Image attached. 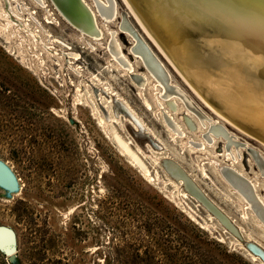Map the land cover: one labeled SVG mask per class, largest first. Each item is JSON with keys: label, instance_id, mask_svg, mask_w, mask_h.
Segmentation results:
<instances>
[{"label": "rangeland", "instance_id": "obj_1", "mask_svg": "<svg viewBox=\"0 0 264 264\" xmlns=\"http://www.w3.org/2000/svg\"><path fill=\"white\" fill-rule=\"evenodd\" d=\"M83 1L97 40L51 0H0V160L18 184L0 186V227L16 238L14 261L0 249V264H264L256 256L257 244L264 247V144L219 120L242 147L226 157L224 138L204 137L216 115L179 75L219 76L218 48L229 44L216 36L220 28L170 23L163 0H126L177 72L123 0H111L112 20L99 8L106 0ZM6 11L12 21L4 28ZM122 27L162 63L166 85L179 92L172 99H162L165 87ZM190 82L223 111L213 84ZM171 165L190 178L189 191ZM197 197L219 207L231 227Z\"/></svg>", "mask_w": 264, "mask_h": 264}, {"label": "bare ground", "instance_id": "obj_2", "mask_svg": "<svg viewBox=\"0 0 264 264\" xmlns=\"http://www.w3.org/2000/svg\"><path fill=\"white\" fill-rule=\"evenodd\" d=\"M11 1H13V0H11ZM51 1L53 2V4L58 9V12H60V14L64 18L67 19L66 22H69L71 25L75 26L79 32H81L83 34L88 33L87 35L94 38V40H97L96 38L101 36V31L97 28V25H96V22L94 19V15L89 10V8L87 7V5L85 4V2L83 0H51ZM123 1L125 2L126 6L130 10V12L129 11L128 12L132 13L131 15L134 16L137 23L140 25V27L145 32V34L148 36V38L152 42L155 43V45L159 48V50L161 52H163L162 49L160 48V46L158 45V43L156 42V40L151 35V33L146 29L144 24L141 22L140 18L137 16V14L134 12L132 7L129 5V3L126 0H123ZM171 1L176 2V4L175 5L174 4L169 5L171 7L170 11L169 12L163 11V13H162L163 17L166 21L173 23L174 17H175L178 20H180L181 22H183L184 24H192L194 22V23H196L197 26H203V27L209 26L211 29H213L214 26H217L216 28H220L222 30L219 29V31H221V32H218V35H216V36H220L221 38L226 40L227 43H229L228 45L224 43L225 44L224 47H221V46H219V48L217 47L221 53L222 63H223L222 69H221L219 76L217 78L214 76H209L208 74H204L198 70L197 71L194 70L191 72L187 71L188 78H190L194 82V84L199 86L200 88H202L201 85H204V84L207 87L210 86V83L214 85L212 87V89L214 90V91H212V94H213V97L215 100L219 99L220 102L222 103L221 104V106L223 107L222 112L217 111L208 101H206V99L203 98V96L198 92V90L194 87V85H192V83L190 82L191 80L189 81L188 78H186L184 75H182L177 70L175 64L163 52V54L168 59L166 61H169V64H171L173 66L174 70L179 72V75L183 79L184 83L188 86V88L217 117V120L213 121L210 119L209 124L208 123H207V125L205 124L207 134L209 136L204 135V137L206 139L210 138L209 143H210V140L212 142V140L215 141V140H217V138H222V139L224 138V143L226 145V149H225L226 157L230 156L231 158H236L235 153L236 152L240 153V148H242V147H240L241 145L238 147L237 143L235 142L236 137L231 132H229L223 126L222 123H220L219 120H221L224 123L233 126L235 129L242 132L246 136L259 139L261 141V143L264 144V106H263L264 104L263 105L260 104L262 99L264 101V4L257 3L254 5H252V4L250 5V3H249L248 5H244V7L240 10H233V9L228 8V7L226 8V6L223 4L220 6H217V7L216 6L215 7H213V6L208 7L207 5H203V4L200 5V4L194 3V1H192V0L191 1H189V0L188 1L171 0ZM104 2H105V3H103L104 5L101 4V6H99V8H100V11L102 12V14L104 15V19L109 20L112 17H114V11H115L114 8L115 7L113 6L111 0H106ZM167 2H168V0H167ZM4 3H6V2H4ZM7 8H8V5H7ZM6 10H8V9H6ZM46 12H47V10H46ZM7 14L8 13L6 11V13H4V15H3L5 18V27L4 28H7L12 21L11 19L8 18L9 15H7ZM12 14H13L12 17L15 16L14 13H12ZM18 19H21V18H18ZM123 23H125L124 19H123ZM15 24H17V23H15ZM21 26H23V25H21ZM122 28L124 29V27H122ZM127 30L128 29H126V31ZM28 31H27V33H28ZM214 31H216V30H214ZM127 32H130V30H128ZM33 34H35V33L33 32ZM130 35L132 36V38L135 42V47L139 49V51H135V52L133 51L135 53V55H137L138 57L141 58V61H143L144 66H146L148 71L156 78V80L161 85H163L165 87L164 92L159 90V92H160L159 94L163 97L162 99H164L166 101L169 99H172V96L175 95L176 93H179V92L176 89H173V90L169 89L168 88L169 85L168 86L166 85V84H169L168 75L165 72V70L163 69L164 67L162 66V63L158 59H155L156 60L155 61L148 54V52L146 51L144 46L141 45V43H139V41L136 40V38H134V35L131 32H130ZM30 36H32V35H30ZM81 38H83V37H81ZM173 50H175V49H173ZM160 51H158V52L160 53ZM112 53L114 56H117L118 52L112 51ZM119 53H120V51H119ZM119 53H118V55L122 54V53H120V54ZM69 54H70V52H69ZM73 55L74 54H72V57H73ZM75 57L77 58L78 56L76 55ZM176 58L184 61L183 56L181 54H178L177 52H176ZM124 61H125V58H124ZM126 69L128 72H130L132 70V67L129 65V63L126 64ZM133 79L136 80V82L139 86H143L142 76L135 75L133 77ZM208 91L210 92V89ZM259 97L261 98V100ZM174 98H176V97H174ZM258 100L260 101V103H259L260 105L257 104L259 102ZM197 116H198L197 117L198 121L201 122L203 120L202 117L198 113H197ZM220 135H222V137ZM218 136H220V137H218ZM230 146L233 149H230ZM255 158H256V156H255ZM257 159H259V158L257 157ZM171 169L174 171V177L177 180V183H179L181 186H183L184 190L189 191L190 178L188 176H186L184 174V172L176 165H171ZM222 169H223L222 172H225V174H226V172H227L226 170H228V167L225 170H224V168H222ZM230 169H229V171H230ZM233 169H231V170H233ZM225 174H223V175H225ZM230 174H228V175H230ZM233 174H235V173H233ZM225 177H227V175ZM225 177H224V179H225ZM236 178L237 177H235L234 179H236ZM246 178H248V177L246 176ZM227 179H228V177H227ZM246 180H248V179H246ZM236 182H237L236 184L238 186L240 185V186L244 187V184L242 183V181L241 182L239 181V178H238V180H236ZM234 183H235V181H234ZM234 188H235V186H234ZM252 191H253V189H252ZM255 191H257V190H255ZM247 192H249V191H247ZM245 195H247V193H245ZM243 198H245V196H243ZM208 201L212 202L209 199H208ZM247 203H249V202H247ZM254 206L259 209V207L257 205H254ZM215 208H217V211H215V212L211 211L212 212L211 214H214L219 220L223 219V222L225 223V225H224L225 228H227L226 227L227 225L229 227H231V222L229 221L228 216L216 205H215ZM251 208H252V206H251ZM252 209H253V211L255 210L254 208H252ZM218 211L220 213H218ZM256 212H258V210ZM256 215H257V213H256ZM258 215H259V213H258ZM260 218H261V216H260ZM262 220H264V219H262ZM9 243H10L9 234L7 232L2 231V229H0V244L2 245V247L3 246L7 247L9 245ZM263 248L264 247L262 245L260 246L257 244L256 256H257V254L260 256L264 255V249Z\"/></svg>", "mask_w": 264, "mask_h": 264}, {"label": "water", "instance_id": "obj_3", "mask_svg": "<svg viewBox=\"0 0 264 264\" xmlns=\"http://www.w3.org/2000/svg\"><path fill=\"white\" fill-rule=\"evenodd\" d=\"M163 1L168 5H173V4L175 5L176 4V2H172L171 0H168V2H167V0H163ZM182 1H188V0H182ZM189 1H191V0H189ZM192 1H194V3L200 4V5H202V4L207 5L208 7H212V6L217 7V6H220L223 4L226 6V8L228 7V8L233 9V10H240L244 7V5H248L249 3H250V5L251 4L254 5L257 3L264 4V0H234L235 4L232 2L229 3L227 0H192ZM0 186L7 191H16L18 189V184H17V180H16L15 175L10 170V168L1 160H0ZM189 193L192 194L191 192H189ZM198 199L200 200V202H202L204 205H206L207 208H209L211 210L212 207L209 206V204L204 199H202V198H198ZM213 209L211 210L212 212H213ZM0 229H2V231H4V232H7L10 236L9 245L7 247H4V246L2 247V245L0 244V249L5 254H7L9 256L10 261H14L15 252H16L15 234L9 228L0 227Z\"/></svg>", "mask_w": 264, "mask_h": 264}]
</instances>
